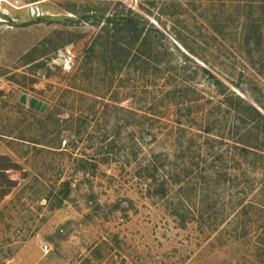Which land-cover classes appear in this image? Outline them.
Wrapping results in <instances>:
<instances>
[{
	"label": "rangeland",
	"instance_id": "obj_1",
	"mask_svg": "<svg viewBox=\"0 0 264 264\" xmlns=\"http://www.w3.org/2000/svg\"><path fill=\"white\" fill-rule=\"evenodd\" d=\"M1 2L0 264H264L262 177L250 174L245 193L234 188V176L210 182L203 198L200 142L174 143L159 134L175 128L181 111L159 88L163 79L146 92L139 83L126 87L119 71L107 75L100 58H86L104 23L85 19L124 6L158 30L165 74L179 87L185 82L189 102L204 98L188 105L195 120L196 106L216 93L199 66L241 97L262 99L254 87L260 79L238 46L248 13L259 20L264 44V0ZM113 103L146 112L148 122L117 135L123 117ZM153 151L181 175L185 206L175 187L167 198L152 196L138 177L139 163ZM180 205L187 208L184 226L173 215Z\"/></svg>",
	"mask_w": 264,
	"mask_h": 264
},
{
	"label": "trees",
	"instance_id": "obj_2",
	"mask_svg": "<svg viewBox=\"0 0 264 264\" xmlns=\"http://www.w3.org/2000/svg\"><path fill=\"white\" fill-rule=\"evenodd\" d=\"M121 7L122 10L119 13H115L113 10L108 11L106 8L94 10L91 16L85 17L88 20H95L96 23L99 21L104 23L88 47L86 58H100L102 69L110 77H114L119 72L126 75L128 81L126 87L128 88L135 89V84L139 83L138 89L147 92L151 87L155 89L159 87L157 81L163 79L160 80L163 81V84L159 88L165 92L169 99H171V95L172 100L176 99L173 107L181 111L175 114L177 117L173 121L175 128L164 132L159 131V134L162 133L167 141L174 143L200 142L197 147L199 162L196 166H201L202 170L203 176L197 180L201 182L203 198L209 196L207 187L210 182L225 184L229 181L228 177L232 178L233 176L236 182L234 188L238 189V192L245 193L250 174H253L254 178L262 177L261 189L264 191V87L259 86L260 83H264V44L262 43L263 35L259 20H254L249 13L244 16L242 33L239 35V40L241 39L242 42L239 41L238 53L245 55L248 60L243 63L251 69L255 77L260 79L258 81L260 83L254 87L259 88L262 99L255 98L256 94L252 92L248 99L241 97L228 90L226 85L213 76L209 68L199 66L204 76L210 78V84L216 89V93L212 98L206 99L201 106H196L201 108V114L198 116V112L196 119L193 120L191 117L194 116H192L188 105L190 103L199 104L200 100L204 98H200L199 95L194 101L187 100L188 93L187 96L184 93L188 87L184 86L185 82L183 86L179 87L170 74H165L168 66L158 60L163 53L160 51L161 47L157 38L159 31L154 30L152 26H150L152 29L147 28L148 22L141 15L124 6ZM140 8L142 9V7ZM250 80L252 79L250 78ZM172 83L175 85L173 86ZM236 88L241 89V86L236 85ZM190 92L194 93L193 90ZM170 105L172 106L171 102ZM39 106V103L32 100V106H30L32 109L41 111ZM203 106L208 107L205 112L202 110ZM109 107L114 110V113L121 114L123 117L120 122L121 126L117 129V135H120V131L122 132L123 129L130 131L135 127L140 128V120L144 121L143 124L149 120L146 112L139 114L137 109L121 108L115 103ZM184 111L185 113H183ZM192 120L196 123V128L191 126ZM185 122L190 124H183ZM197 123L200 125L197 126ZM117 126L118 122L114 124L115 128ZM143 134L151 135L145 130ZM140 139H143V142L147 141L144 136ZM155 139L156 137L153 136L148 142H155ZM172 165L167 157L159 154L158 151H153L145 161L139 163L138 177L147 181L148 189H154L151 191L152 196L167 198L170 188L175 187L179 204L186 205L187 201L181 198V192L187 188H184L182 184L181 175L176 174L172 170L173 168H169V166L173 167ZM185 166L182 167V172L186 178H189L191 168ZM230 170L234 174L230 173ZM260 171L263 174L258 175L257 173ZM181 205L176 208V210L180 209V212L175 213L176 210H174L173 215L184 226L187 223V208L183 210ZM203 215L206 214L202 211L199 216ZM191 217L192 219L196 218V216Z\"/></svg>",
	"mask_w": 264,
	"mask_h": 264
},
{
	"label": "crops",
	"instance_id": "obj_3",
	"mask_svg": "<svg viewBox=\"0 0 264 264\" xmlns=\"http://www.w3.org/2000/svg\"><path fill=\"white\" fill-rule=\"evenodd\" d=\"M2 1H4V0H2ZM37 2V1H36ZM36 2H34V3H36ZM0 5H2V2H1V0H0Z\"/></svg>",
	"mask_w": 264,
	"mask_h": 264
},
{
	"label": "built area",
	"instance_id": "obj_4",
	"mask_svg": "<svg viewBox=\"0 0 264 264\" xmlns=\"http://www.w3.org/2000/svg\"><path fill=\"white\" fill-rule=\"evenodd\" d=\"M0 84H1V82H0ZM44 249L46 250V249H47V247H46V246H44Z\"/></svg>",
	"mask_w": 264,
	"mask_h": 264
},
{
	"label": "water",
	"instance_id": "obj_5",
	"mask_svg": "<svg viewBox=\"0 0 264 264\" xmlns=\"http://www.w3.org/2000/svg\"><path fill=\"white\" fill-rule=\"evenodd\" d=\"M30 106H32V100H31V102H30Z\"/></svg>",
	"mask_w": 264,
	"mask_h": 264
}]
</instances>
